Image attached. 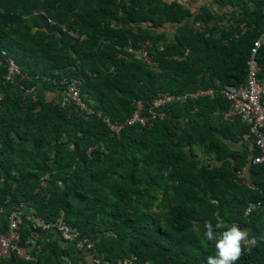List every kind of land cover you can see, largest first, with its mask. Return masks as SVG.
Here are the masks:
<instances>
[{"label":"trees","instance_id":"trees-1","mask_svg":"<svg viewBox=\"0 0 264 264\" xmlns=\"http://www.w3.org/2000/svg\"><path fill=\"white\" fill-rule=\"evenodd\" d=\"M263 5L0 0V52L22 73L9 80L0 55L2 233L11 211L24 209L20 245L36 255L33 261L13 255L0 264H76L84 250L41 227L58 221L94 243L85 252L113 264L131 255L137 264H206L215 255L214 242L203 237L209 220L237 223L258 238L235 264H264V162L252 161L260 150L250 124L224 118L231 104L220 92L246 81L251 48L264 29ZM242 22L248 26L243 32ZM62 24L86 38L74 39ZM146 40L154 65L131 53L120 56L125 45L139 48ZM257 58L264 77V43ZM71 80L80 81V98L93 114L58 102ZM32 87L34 94L27 91ZM208 89L213 97L167 104L151 125L126 123L135 101L147 113L159 93ZM98 111L123 124L119 135ZM258 200L246 215L249 202Z\"/></svg>","mask_w":264,"mask_h":264},{"label":"built area","instance_id":"built-area-1","mask_svg":"<svg viewBox=\"0 0 264 264\" xmlns=\"http://www.w3.org/2000/svg\"><path fill=\"white\" fill-rule=\"evenodd\" d=\"M264 11V5H263ZM53 23V21H50ZM203 24L201 22H194V27L203 30ZM63 31H66L65 26H60ZM202 27V28H201ZM243 30L247 28L245 23L240 25ZM70 34L79 40H84L85 35H81L77 31H69ZM264 43V30H262L260 36L257 37L255 43L251 50V55L249 58V70L247 74V80L244 84L240 86L226 85L220 91L224 97L230 102L231 109L226 112V119H233L234 117H240L244 122L250 124V129L253 132L254 140L260 149V154L256 155L252 161L253 162H264V78L259 77L258 73L260 70L259 62L257 59V51L261 44ZM146 42L141 48L135 49L131 46L126 47L128 51L137 53L140 57L147 63H151V59L148 55ZM3 54V53H2ZM5 54V52H4ZM8 72L7 77L9 80L14 81L15 78L20 75L21 68L17 64L14 58L10 57L7 59ZM46 78V82H55L56 79ZM66 82V80H63ZM34 87L28 89L27 91H33ZM80 81L71 80L67 89L59 93L58 102L63 105L66 101H72L76 106H79L87 115L93 114L94 110L80 98ZM214 90L208 91H198L194 94L189 93H159L151 102L150 106L147 108V113H144L145 107L140 101H136L135 104L137 109L134 115L129 118L127 124H136L139 122L142 126H148L153 124L158 118L164 117L163 108L167 104H171L173 101H181L186 97H197L202 95H207L212 97ZM97 115L103 116L108 127L116 134L119 135L123 124L115 123L112 121L108 115H103L101 111L97 112ZM46 178V176H44ZM261 200L250 201L249 205L246 207V215H249L257 206L261 204ZM3 211V210H1ZM25 214L24 209L17 208L11 211L9 214V227L8 229L0 234V262L3 259L10 258L16 255L24 261L35 260L36 255L30 250L28 251L25 246L20 245V226L22 223V216ZM28 217H30L28 215ZM42 229L55 231L60 234L61 239L69 244H71L76 250L89 251L94 249V243L88 240L82 235L77 227H74L64 221L50 222L41 224ZM248 231V230H247ZM39 249V246H36ZM92 260L95 264H113L108 259H102L97 255L92 254ZM138 258L136 255H131L128 257L121 258L115 264H137ZM140 264H152L149 260L143 261Z\"/></svg>","mask_w":264,"mask_h":264},{"label":"clouds","instance_id":"clouds-1","mask_svg":"<svg viewBox=\"0 0 264 264\" xmlns=\"http://www.w3.org/2000/svg\"><path fill=\"white\" fill-rule=\"evenodd\" d=\"M264 12V11H263ZM49 22L50 21H53V23L50 22V24H55V20L53 19H49L48 20ZM244 23V22H242ZM241 23V24H242ZM238 25L239 27V30L241 32H243V28L240 27V25ZM246 25V24H245ZM61 26V25H60ZM62 26H65L66 28V31H63V32H68L70 34L69 31H77V30H74V29H67L66 25L62 24ZM248 27V26H247ZM61 28V27H60ZM264 30V29H263ZM78 32V31H77ZM262 32V30H261ZM260 32V34H261ZM260 34L258 36H260ZM71 35V34H70ZM83 35V34H81ZM208 35V34H207ZM72 36V35H71ZM86 36V35H85ZM236 36L238 37L239 34H236ZM73 37V36H72ZM74 38V37H73ZM75 39V38H74ZM257 39V38H256ZM255 39V40H256ZM79 40V39H78ZM81 41V40H80ZM146 42H149V45H147V50L148 48L151 47V41L150 40H146V41H143L142 44H141V47L144 43ZM255 43V41H254ZM263 44V43H262ZM261 44V46H262ZM254 45V44H253ZM128 46H132L131 42L130 44L128 45H125L124 47L121 48V53H120V56H123L124 52L125 53H131L133 55H135L136 57H138L139 59H142L140 57L139 54L137 53H133V52H130L128 51V49H125L126 47ZM260 46V47H261ZM139 47V48H141ZM253 47V46H252ZM259 47V48H260ZM135 49H139V48H136V47H133ZM252 50V48H251ZM123 51V52H122ZM259 51V49H258ZM258 51H257V54H258ZM5 50H1L0 52V55H2L3 57H5L4 61L7 63V59L10 58L11 56L7 57L6 56V52L4 54ZM188 50L185 52V54H187ZM3 53V54H2ZM256 54V55H257ZM149 55V53H148ZM251 55V53H250ZM150 57V55H149ZM257 57V56H256ZM250 58V57H249ZM151 59V65H154L155 62L152 60V58L150 57ZM258 59V58H257ZM143 60V59H142ZM16 61V60H15ZM144 62H146L145 60H143ZM249 62V60H248ZM259 62V60H258ZM147 63V62H146ZM18 64V63H17ZM149 64V63H147ZM260 66V64H259ZM7 68H8V64H7ZM249 70V68H248ZM260 70H261V66H260ZM259 70V72H260ZM248 74V73H247ZM258 76H259V73H258ZM260 77V76H259ZM263 77V76H261ZM264 78V77H263ZM247 80V78H246ZM244 84V83H243ZM242 85V84H241ZM235 86V85H233ZM240 86V85H239ZM208 90H214V89H208ZM208 90H200V91H208ZM222 90V89H221ZM215 91V90H214ZM214 91H213V95H214ZM198 92V91H197ZM173 93V92H171ZM184 93H189V92H184ZM196 92H193V93H189V94H194ZM177 94V93H176ZM180 94H183V93H180ZM222 94V93H221ZM212 95V97H213ZM202 96H206V97H209L207 95H202ZM202 96H197L195 98L193 97H186L185 99L189 98V99H196L198 97H202ZM224 96V95H223ZM211 98V97H209ZM183 99V100H185ZM183 100L181 101H173V102H182ZM152 101V100H151ZM150 101V102H151ZM136 102V101H135ZM172 103V102H171ZM167 106V105H166ZM165 106V107H166ZM164 107V108H165ZM163 108V110H164ZM226 114V113H225ZM225 118V116H224ZM235 118V117H234ZM233 118V119H234ZM240 118V117H239ZM226 119V118H225ZM227 120H231V119H227ZM243 121V120H242ZM244 122V121H243ZM254 138V136H253ZM255 141V140H254ZM256 143V142H255ZM257 145V144H256ZM260 150V149H259ZM260 154V152H259ZM258 155V154H256ZM256 155H254L252 158H254ZM261 162V161H260ZM1 234V233H0ZM203 237L206 241H209V242H214V245H215V255H209L206 259V264H235V262L241 257L242 255V251L244 248H247L249 251L251 250V248L253 246H256L258 244V238L256 236H250L249 232L242 228L239 224L237 223H232L230 225H226L224 224L222 221L220 220H217V222L215 223V225L212 223V221H205L204 223V232H203ZM261 239H264V237H262ZM74 248V247H73ZM75 249V248H74Z\"/></svg>","mask_w":264,"mask_h":264},{"label":"crops","instance_id":"crops-1","mask_svg":"<svg viewBox=\"0 0 264 264\" xmlns=\"http://www.w3.org/2000/svg\"><path fill=\"white\" fill-rule=\"evenodd\" d=\"M4 224H5V220L4 219L2 220L0 217V233H2L4 230V227H5ZM49 234H50V236L52 235L53 238L55 237L54 232H47L46 233V235H48V236H49ZM78 255H79V257L76 256V259L78 258L76 261L77 262L76 264H95L92 260L91 254L83 251V252H79Z\"/></svg>","mask_w":264,"mask_h":264}]
</instances>
